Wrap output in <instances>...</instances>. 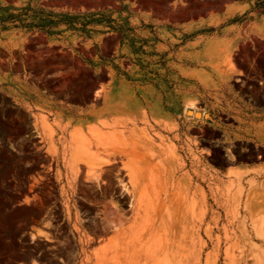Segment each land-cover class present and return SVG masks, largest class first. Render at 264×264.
Listing matches in <instances>:
<instances>
[{
  "label": "rangeland",
  "instance_id": "374dc122",
  "mask_svg": "<svg viewBox=\"0 0 264 264\" xmlns=\"http://www.w3.org/2000/svg\"><path fill=\"white\" fill-rule=\"evenodd\" d=\"M0 264H264V8L0 0Z\"/></svg>",
  "mask_w": 264,
  "mask_h": 264
},
{
  "label": "bare ground",
  "instance_id": "6f19581e",
  "mask_svg": "<svg viewBox=\"0 0 264 264\" xmlns=\"http://www.w3.org/2000/svg\"><path fill=\"white\" fill-rule=\"evenodd\" d=\"M194 107H195V105H194ZM187 112H188V114L189 115H193V116H195V117H197V118H200V117H202V113L198 110V109H195V110H191V109H188L187 110ZM95 172V171H94ZM95 178V177H94ZM97 178V177H96ZM91 179H93V178H91ZM93 180H96V179H93ZM124 186H126V185H124ZM126 189V188H125ZM128 191V190H127ZM129 192V191H128ZM48 238V237H47Z\"/></svg>",
  "mask_w": 264,
  "mask_h": 264
},
{
  "label": "trees",
  "instance_id": "16d2710c",
  "mask_svg": "<svg viewBox=\"0 0 264 264\" xmlns=\"http://www.w3.org/2000/svg\"><path fill=\"white\" fill-rule=\"evenodd\" d=\"M255 5L258 6V7H263L264 8V0H255ZM94 15H96V14H92L90 16L93 17ZM9 16H11V15H9ZM77 17H79V16H76L75 18L77 19ZM101 18H102V16H101ZM92 20H94V18H92Z\"/></svg>",
  "mask_w": 264,
  "mask_h": 264
}]
</instances>
